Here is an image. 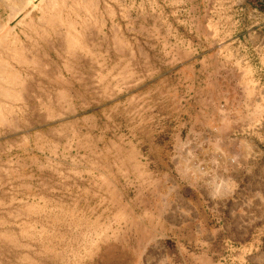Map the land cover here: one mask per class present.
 I'll use <instances>...</instances> for the list:
<instances>
[{
    "label": "rangeland",
    "instance_id": "rangeland-1",
    "mask_svg": "<svg viewBox=\"0 0 264 264\" xmlns=\"http://www.w3.org/2000/svg\"><path fill=\"white\" fill-rule=\"evenodd\" d=\"M256 3L0 0V264H264Z\"/></svg>",
    "mask_w": 264,
    "mask_h": 264
},
{
    "label": "crops",
    "instance_id": "crops-1",
    "mask_svg": "<svg viewBox=\"0 0 264 264\" xmlns=\"http://www.w3.org/2000/svg\"><path fill=\"white\" fill-rule=\"evenodd\" d=\"M230 71H231V69H230ZM201 143H206L207 145H210V144H211V142L207 140L206 142H201V141H199V143H196V145L199 144V146H200ZM180 145H181V146H180L181 148H184V147H186V146H189V143H188V142H181Z\"/></svg>",
    "mask_w": 264,
    "mask_h": 264
},
{
    "label": "trees",
    "instance_id": "trees-1",
    "mask_svg": "<svg viewBox=\"0 0 264 264\" xmlns=\"http://www.w3.org/2000/svg\"><path fill=\"white\" fill-rule=\"evenodd\" d=\"M254 6L258 7L262 12H264V4H261V3H256V4H253Z\"/></svg>",
    "mask_w": 264,
    "mask_h": 264
},
{
    "label": "water",
    "instance_id": "water-1",
    "mask_svg": "<svg viewBox=\"0 0 264 264\" xmlns=\"http://www.w3.org/2000/svg\"><path fill=\"white\" fill-rule=\"evenodd\" d=\"M256 1H258L259 3L264 4V0H256Z\"/></svg>",
    "mask_w": 264,
    "mask_h": 264
},
{
    "label": "bare ground",
    "instance_id": "bare-ground-1",
    "mask_svg": "<svg viewBox=\"0 0 264 264\" xmlns=\"http://www.w3.org/2000/svg\"><path fill=\"white\" fill-rule=\"evenodd\" d=\"M1 29V28H0ZM14 37V36H13ZM4 38V37H3ZM16 39V38H15Z\"/></svg>",
    "mask_w": 264,
    "mask_h": 264
}]
</instances>
